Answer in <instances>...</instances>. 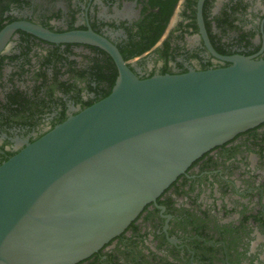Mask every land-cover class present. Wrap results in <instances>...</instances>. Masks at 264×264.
Wrapping results in <instances>:
<instances>
[{
  "label": "flooded vegetation",
  "instance_id": "obj_1",
  "mask_svg": "<svg viewBox=\"0 0 264 264\" xmlns=\"http://www.w3.org/2000/svg\"><path fill=\"white\" fill-rule=\"evenodd\" d=\"M92 32L141 79L264 59V0H0V166L107 98L104 48L34 34ZM76 264H264V123L198 158L119 236Z\"/></svg>",
  "mask_w": 264,
  "mask_h": 264
},
{
  "label": "water",
  "instance_id": "obj_2",
  "mask_svg": "<svg viewBox=\"0 0 264 264\" xmlns=\"http://www.w3.org/2000/svg\"><path fill=\"white\" fill-rule=\"evenodd\" d=\"M37 36L91 43L116 60L112 93L0 166V264H76L123 233L203 154L264 123V59L141 79L84 31Z\"/></svg>",
  "mask_w": 264,
  "mask_h": 264
}]
</instances>
